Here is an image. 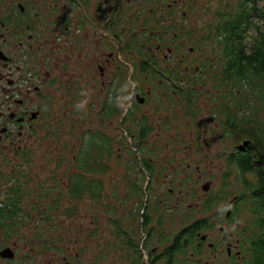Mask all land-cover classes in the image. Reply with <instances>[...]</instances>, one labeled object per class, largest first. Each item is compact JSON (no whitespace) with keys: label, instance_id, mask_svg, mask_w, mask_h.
<instances>
[{"label":"flooded vegetation","instance_id":"flooded-vegetation-1","mask_svg":"<svg viewBox=\"0 0 264 264\" xmlns=\"http://www.w3.org/2000/svg\"><path fill=\"white\" fill-rule=\"evenodd\" d=\"M235 1L0 0V264L253 262L237 139L198 142Z\"/></svg>","mask_w":264,"mask_h":264},{"label":"trees","instance_id":"trees-1","mask_svg":"<svg viewBox=\"0 0 264 264\" xmlns=\"http://www.w3.org/2000/svg\"><path fill=\"white\" fill-rule=\"evenodd\" d=\"M217 15L226 19L221 26L227 49L225 70L218 75V89L215 86L217 104L227 132L238 133L239 147L228 155L233 167L227 168L226 178L234 173L242 184L245 206L257 230L256 253L250 261L264 264V125L259 132L254 130L258 125L254 115L264 114V0H236ZM258 103L263 109H256Z\"/></svg>","mask_w":264,"mask_h":264},{"label":"rangeland","instance_id":"rangeland-1","mask_svg":"<svg viewBox=\"0 0 264 264\" xmlns=\"http://www.w3.org/2000/svg\"><path fill=\"white\" fill-rule=\"evenodd\" d=\"M216 88L218 89V86H216ZM209 89V92L210 93H214V88H208ZM205 90V89H204ZM218 99V101H220L219 98H216ZM213 100H210L209 102H205V107H203L204 111H206L205 113H213V112H216V108H214L212 106V102ZM258 102V101H257ZM260 108L263 109V107L258 103L257 105V110H259ZM209 110V112H207ZM264 110V109H263ZM261 111V110H260ZM259 111V112H260ZM225 116V115H224ZM254 117L257 118V121H258V125L257 127H254V130L256 132H259V129L263 127L264 125V114L262 113H259L257 116L254 115ZM247 120V119H246ZM243 123V122H242ZM240 123V125L242 124ZM246 126V125H244ZM229 133V135H228ZM191 134V133H190ZM192 136V139L193 141L196 140V138L191 134ZM214 140L215 142H211V140H209V135L205 134V135H201L199 138H198V142L201 146L204 145V143H209V145H212V148H213V155H217L219 152H217L218 150L220 151L221 148H224V147H228L230 146L231 143H234V140H236L238 138V133L237 132H232V131H224L222 132V139L219 137V136H214ZM216 137H219L220 139L216 138ZM167 139V138H166ZM225 154L226 153H221L220 152V159L222 161L226 160V157H225ZM71 155H73V153L69 154V156L71 157ZM226 169H219V175H222L223 177H225L226 173H227V168H232V164H226ZM224 183L225 185H228L230 188V191H232L235 195V194H240V193H243L242 192V184L240 183V181L238 180V177L236 174H232L231 176H229L228 178L225 177L224 179ZM232 189V190H231ZM225 195H228L227 193ZM229 197V196H228ZM249 217V215L247 216ZM83 218V219H82ZM82 219V223H83V226L84 225H87V224H90L88 223L89 220H90V217L87 216V217H81ZM244 221V220H243ZM249 222V220L247 221V223ZM76 219L75 218H72L71 221H68L67 224H76Z\"/></svg>","mask_w":264,"mask_h":264}]
</instances>
